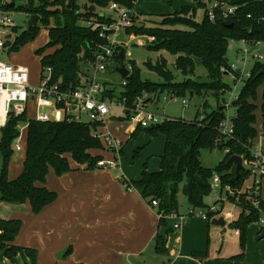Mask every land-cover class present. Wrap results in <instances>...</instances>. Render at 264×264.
Masks as SVG:
<instances>
[{
    "label": "trees",
    "instance_id": "obj_1",
    "mask_svg": "<svg viewBox=\"0 0 264 264\" xmlns=\"http://www.w3.org/2000/svg\"><path fill=\"white\" fill-rule=\"evenodd\" d=\"M196 6H183L179 11L161 16L159 27L138 25L137 15H133V25L126 27V33L145 36L152 39L149 49L165 50L174 56L175 69L186 76L181 82H175V74L168 68L166 59L156 64L148 62L146 67L154 72L162 81L148 82L142 79L141 69L134 61H130V76L125 79L126 85L118 95L115 90L104 87L103 96L115 100L126 98L131 107L137 97L142 94L160 97L164 92L175 94L178 98L189 93L203 94L212 92L219 96L231 91V85L225 82L226 71L231 70L228 51L232 42L245 41L251 46L264 45V0H223L229 6H236L235 13L224 17L215 10V18L208 16L207 5L201 0ZM24 2V3H23ZM138 0H11L3 5L6 11H23L30 18L39 16L40 21L48 28L49 41L46 47L38 51L41 55L43 70L50 68L52 77L48 85H58L64 92L77 90L84 79L92 76L98 46L107 45L108 41L101 37V25L113 22V17L106 11L111 4L135 11ZM12 3L14 5L12 6ZM204 9L201 21H196L197 12ZM88 22L94 23L88 26ZM178 26L185 29L177 28ZM17 35L18 28L13 27ZM39 28L27 29L13 43L6 41L9 53L18 51L33 41ZM49 49L54 52L47 54ZM119 50L124 53L123 47ZM115 67L125 62L120 52L114 56ZM199 60L207 72L209 82H198L193 79L195 63ZM193 71V73H191ZM236 79L240 72L234 73ZM236 82V81H235ZM242 85L236 100V111L231 117L233 132L229 139L222 137L220 124L226 120L225 107L220 105L211 113L195 122L171 119L163 124L142 129L140 126L134 134L145 131L152 137L165 136V150L161 157L159 171L148 172L145 169L140 179L124 182L128 189L137 190L143 199L152 206L158 201L160 227L173 229L168 216L180 213L177 193L181 184L190 210L209 211L211 206L205 199L212 193V180L218 176L221 193L229 186L235 195L228 194L240 215L230 226L240 232L241 248L244 251L247 232L250 225L261 220L264 213V200L259 197L258 205L254 204V194L250 191L240 192L250 178V170L246 167L235 179V164H229L232 156H241L244 160L251 158L252 142L259 136L256 128L258 110L257 101L261 98L262 126L260 135L264 138V61H257L250 69V76L242 78ZM233 103V102H232ZM221 107H224L221 110ZM205 110V107H204ZM74 115H64L60 121L39 122L27 120V113L11 116L4 128H0V202L9 205H23L29 202L33 213L38 215L42 210L57 200V194L45 185L50 169L57 176L72 171L68 156L79 165H88L95 169L102 156H93L90 151L103 149L99 138L98 127L102 123L74 122ZM129 113L121 120H130ZM27 127V149L23 171L16 179H10L9 168L15 154L13 144L20 135V130ZM216 147L228 150L225 159L215 168L202 166L200 157L205 149ZM37 184H41L38 186ZM172 186V188H171ZM210 218L214 213L208 212ZM20 220L0 218V255L13 261L19 254H26L31 264L37 263V252L34 249L13 245L21 231ZM157 255L167 256L166 240L157 234L154 240ZM68 250L66 255H69ZM237 258H243V254Z\"/></svg>",
    "mask_w": 264,
    "mask_h": 264
},
{
    "label": "crops",
    "instance_id": "obj_2",
    "mask_svg": "<svg viewBox=\"0 0 264 264\" xmlns=\"http://www.w3.org/2000/svg\"><path fill=\"white\" fill-rule=\"evenodd\" d=\"M186 2L184 6H195L192 1ZM172 3L173 0L170 1L173 8ZM135 15L139 16L136 12ZM158 109V102L149 107L152 112ZM120 112L126 116L122 110ZM138 126L131 120H122L115 127L113 124L108 126L105 121L98 128L104 147L90 153L102 156L105 162H114V167L89 169L88 165H79L68 156L71 172L57 176L51 168L45 186L58 197L40 214L33 213L29 202L23 205L0 202V218L20 220L23 224L13 245L34 249L38 264H264V226L260 223L257 228L252 227L256 224L249 226L243 251L239 230L230 226L238 219L240 211L230 221L225 220V226L229 225L226 237L220 236L219 227L222 226L201 221L198 217L191 218L178 231L159 226L157 209L124 183L140 179L142 173L139 177V174H127L122 158L116 155L123 143L118 150L108 149L104 143L105 135L119 140L115 134L120 133L129 143L135 138ZM26 129L24 127L23 131ZM161 145L165 150V141ZM25 156L26 152L19 157L18 172L23 171ZM162 156H159L158 170L152 172L159 171ZM17 157L14 154L12 161ZM263 186L264 179L261 184L264 200ZM171 222L173 226L174 221ZM157 234L166 240L168 255H158L164 257L163 260L150 256L152 253L157 255L154 248ZM68 250L71 253L66 255ZM241 254L243 258H237ZM0 264H31V261L24 253L13 261L0 255Z\"/></svg>",
    "mask_w": 264,
    "mask_h": 264
},
{
    "label": "rangeland",
    "instance_id": "obj_3",
    "mask_svg": "<svg viewBox=\"0 0 264 264\" xmlns=\"http://www.w3.org/2000/svg\"><path fill=\"white\" fill-rule=\"evenodd\" d=\"M171 0H138L135 12L139 15V19L137 20L138 25H145L147 27H159L161 24L162 18L161 16L167 15L169 13H174L179 11L184 5H187L186 0H173V8L170 4ZM24 3V2H23ZM181 3V5H180ZM204 9H199L197 12L196 21H201L204 14ZM12 20L15 23V27L18 28V34L14 35V39H12L11 43L15 41V39L21 35V33L27 30V25L30 21V16L23 11H6ZM108 11H106L107 13ZM169 13V14H170ZM113 17L116 19L117 15L113 14ZM37 27L39 31L37 33L36 38L26 44L24 47L20 48L18 51H14L9 53L8 47L6 50L0 51V61L7 64H13L19 67L27 68L29 71L30 82L29 86L32 89H39L44 85L45 77L47 76L46 72L43 70L41 66V55H39L38 51L42 50L46 47L49 41V32L48 28L44 26L41 22L38 23ZM177 28L185 29V27L178 26ZM115 41L124 48L125 51V64H129L130 61H134L136 65L141 69L142 79L148 82L159 83L162 81V78L159 77L154 72H151L146 67V63L151 62L156 64L161 59H166L168 68L174 72L175 74V82H181L186 79V76L181 72L175 69L174 63L176 56L173 54L161 50L154 51L148 48L151 44L152 39L145 36H135L131 34H127L124 28H121L117 31L115 36ZM54 52V49H49L47 54H51ZM255 56L261 57V60L255 59ZM228 59L231 65H236L242 70L249 71L255 62L264 61V45H261L259 50L255 51L252 55H246L244 53V45L239 42H233L230 44L228 51ZM115 62L111 65L106 73H97L96 81L103 87H106L108 90H115L118 95L123 91V82L124 79L121 75L115 72ZM91 76H93L94 71H88ZM198 82L204 83L209 82L207 77V72L205 68L202 66L199 60H196L195 63V74L192 77ZM225 82L231 85L232 90L227 91L226 93H221L219 96L217 94L208 92L203 94H195L191 96V93L187 94L184 97H180L177 100H173L168 98L167 101L161 99L158 102L159 109L155 112L160 115H165L170 117L171 119H181L186 122H195L199 121L204 117V113H211L213 110L217 109L220 105L224 106L226 117L231 118L234 116L236 108L232 105V101L234 98V93L237 88H240L243 82H234L228 75L224 77ZM170 92H164L161 97L164 95H169ZM186 102L189 106L185 107L183 102ZM258 110L256 112L257 115V123L256 128L259 132L258 138L255 142H260L264 145V138L260 135L261 126H262V113H261V98L257 101ZM205 107V110H204ZM111 114L107 117L106 123L107 125L115 127V124L121 122V117H124V114L120 112L118 108H112ZM37 109L34 106L32 101L28 105L27 111V120H35L37 116ZM226 118V120H227ZM124 122V120H123ZM230 122V121H229ZM112 131V130H111ZM121 143H123V148H121L116 155H120L123 160L124 166L127 169V174L129 176H135L137 174L138 177L140 174L147 169L148 172H152L158 170L159 166V156L163 155L164 147L161 145L162 142L165 141L162 135L157 137H152L145 131H140L135 138L127 142L126 137L120 133L118 135L115 134ZM150 144L147 146L145 143ZM127 142L126 146L125 143ZM21 145L23 147V152L15 153L17 155V159L15 161H11L9 168V176L10 179H16L20 176L21 172H18L21 164H18L19 157H22L27 149V129L22 133ZM111 151V150H110ZM113 153V152H112ZM226 157V150L220 147H216L214 149H205L201 153L200 161L203 167L205 168H215L218 166ZM246 168V167H245ZM137 177V178H138ZM135 179V178H134ZM253 179L250 174V178L245 182V186L242 191L246 192L250 188ZM212 193L209 197L205 199V203L209 206H213L215 204L218 205L220 209L223 210V213L229 212L231 217L227 219L230 221L233 217H236L239 213L236 205L228 199L227 189H224V192L221 194L220 185L214 179L212 180ZM184 184H181L178 188L177 198L178 203L180 205V213L187 214L190 209L188 206L187 199L183 192ZM264 186L262 188V191ZM264 198V196H263ZM205 213L206 211L197 210L196 213ZM223 214V215H224ZM261 218L264 219V213L261 214ZM201 220L200 218H198ZM214 219V217L212 218ZM202 221V220H201ZM212 220H210L211 222ZM259 225L261 224V222ZM258 223H253L256 225H251L254 228H257ZM250 226V227H251ZM259 227V226H258ZM220 236H228L229 225L224 227H219ZM249 230V228H248ZM248 236V232H247ZM233 249V246H230ZM152 253L150 256H154L155 258L164 259L162 256L154 255ZM157 256V257H156ZM146 260V259H145ZM147 261H149L147 257ZM149 264V262H148Z\"/></svg>",
    "mask_w": 264,
    "mask_h": 264
},
{
    "label": "built area",
    "instance_id": "obj_4",
    "mask_svg": "<svg viewBox=\"0 0 264 264\" xmlns=\"http://www.w3.org/2000/svg\"><path fill=\"white\" fill-rule=\"evenodd\" d=\"M207 5V13L211 20L215 18V10H219L224 17L233 15L237 9L236 6H229L223 0H201ZM11 0H0V51L6 50V41L8 36L11 35V40L14 39L15 33L13 27L15 23L10 15L5 12L3 5L10 3ZM196 6V2L192 1ZM108 13L113 17V14L117 15L113 22L110 24L101 25V37L108 41L107 45L98 46L96 53V63L93 76L90 79H84L83 84L77 90L64 92L58 85L50 86L48 83L52 77V70L50 68L45 69L47 76L45 77L44 85L39 89H32L29 86L30 77L27 68L19 67L13 64H7L0 61V113L3 111V120L0 121V128H4L11 116H20L28 111V105L32 101L37 109L36 120L39 122L60 121L64 118V115H74V120L81 122L82 117H87L89 122L104 124L107 117L111 114L112 108H118L125 114L129 113L130 120L136 122L137 125L143 129L151 126L163 124L171 120L170 117L160 115L149 110V107L154 102H160L161 99L167 101L168 98L177 100L178 97L170 93L163 97L149 96L148 94H142L137 97L134 104L127 106L126 98L122 100H115L103 96L104 87L96 81L97 73H106L108 68L113 65L114 56L117 52L122 53L119 50L121 47L116 41L115 36L119 29L132 26L135 11H131L127 8L113 3L108 9ZM88 26L94 25L92 22H88ZM233 43V42H232ZM244 45V53L249 54V50L252 47L245 41L239 42ZM255 59L261 60V57L255 56ZM127 68L131 71V66L127 64ZM227 75L235 82H242V78H248L250 76V70H242V68L236 65H231V70L226 71ZM240 72L241 78L236 79L234 73ZM123 85H126L124 80ZM240 88H237L233 98V101L237 99ZM232 101V102H233ZM185 107L189 105L184 101ZM232 104V103H231ZM230 121V122H229ZM86 123V122H84ZM24 128V127H23ZM23 128L20 130V135L13 144V150L15 153L23 152L21 145ZM99 128V127H98ZM220 130L222 137L230 138L233 132V126L231 124V118H227L220 124ZM99 133V132H98ZM99 138L101 135L99 133ZM104 143L106 148L111 150H118L121 147V142L115 140L113 136L107 134L104 136ZM228 152V150H226ZM251 158L248 160L243 159L244 166L250 171L253 182L250 185L248 191L254 194V204L258 205V198L261 197V184L264 179V145L260 142H252L250 150ZM107 166L114 167V162H105L100 160L97 163L98 168H106ZM220 185L219 177L214 178ZM127 186V185H126ZM128 187V186H127ZM229 195L234 196L235 192L229 187H226ZM158 201L152 202V207H157ZM197 210H190L187 214L177 215L173 214L167 217L169 220H173V229L175 231L183 228L185 224L193 217H198L203 221L210 222L209 213H214V218L222 216L224 220H228L231 217L229 212L223 213V210L218 206H211L209 211L205 213H196ZM205 212V211H204ZM224 214V215H223ZM159 217H164L163 214H159ZM264 224V219L259 221Z\"/></svg>",
    "mask_w": 264,
    "mask_h": 264
},
{
    "label": "water",
    "instance_id": "obj_5",
    "mask_svg": "<svg viewBox=\"0 0 264 264\" xmlns=\"http://www.w3.org/2000/svg\"><path fill=\"white\" fill-rule=\"evenodd\" d=\"M13 5H14V3H12V6ZM39 21H40L39 16H37V15L32 16L30 18L28 25H27V28L30 29L32 27L37 26ZM9 39H11V35L8 36L7 40H9ZM258 49H259L258 46L252 47L249 50V54L257 51ZM120 55H121L122 59L125 57L124 53H121ZM114 70H115V72L119 73L124 80L130 76V71L127 68V65L125 63H122L119 67H116ZM191 73H193V71H191ZM192 95L193 94L191 93V96ZM236 104H237V102L233 101L232 105L235 106ZM223 109H224V107H221V110H223ZM72 121L79 122L78 120H72ZM81 122H89V119L87 117H82ZM228 163L229 164H235V166H236V168H235L236 177L234 180L231 181V184H234V182L239 178L241 171H244L246 168L244 166L243 158L241 156L235 155V156L230 157V159L228 160ZM171 188H172V186H171ZM212 224L215 226L224 227L226 225V221L224 220L223 217L218 218V219L216 218V219L212 220Z\"/></svg>",
    "mask_w": 264,
    "mask_h": 264
},
{
    "label": "bare ground",
    "instance_id": "obj_6",
    "mask_svg": "<svg viewBox=\"0 0 264 264\" xmlns=\"http://www.w3.org/2000/svg\"><path fill=\"white\" fill-rule=\"evenodd\" d=\"M3 111L1 110V113H0V121L2 122V120H3Z\"/></svg>",
    "mask_w": 264,
    "mask_h": 264
}]
</instances>
